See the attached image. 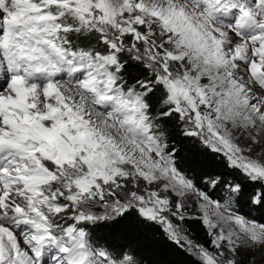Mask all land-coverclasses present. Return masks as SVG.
<instances>
[{
  "label": "snow or ice",
  "instance_id": "obj_1",
  "mask_svg": "<svg viewBox=\"0 0 264 264\" xmlns=\"http://www.w3.org/2000/svg\"><path fill=\"white\" fill-rule=\"evenodd\" d=\"M244 207L264 212V0H0V264H144L115 242L133 218L187 264H264Z\"/></svg>",
  "mask_w": 264,
  "mask_h": 264
},
{
  "label": "trees",
  "instance_id": "obj_2",
  "mask_svg": "<svg viewBox=\"0 0 264 264\" xmlns=\"http://www.w3.org/2000/svg\"><path fill=\"white\" fill-rule=\"evenodd\" d=\"M171 132L172 130L169 129ZM177 147L181 149V156L187 166H192L197 172L201 167H212L218 171H223L218 167L216 161L211 159V154L205 150L193 148L189 141L180 142L177 139ZM245 213L257 219H264V212L257 211L252 207H244ZM130 227L122 236L115 238L116 243H130L133 248L137 249L144 264H187V258L174 245L169 244L160 233L154 229L142 224H138L135 218L129 221ZM193 230L197 235H202L200 229L193 224Z\"/></svg>",
  "mask_w": 264,
  "mask_h": 264
}]
</instances>
